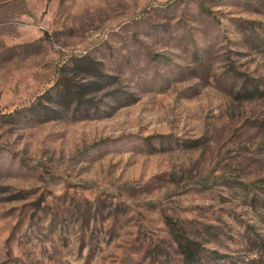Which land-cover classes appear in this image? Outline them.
<instances>
[{
    "label": "rangeland",
    "instance_id": "obj_1",
    "mask_svg": "<svg viewBox=\"0 0 264 264\" xmlns=\"http://www.w3.org/2000/svg\"><path fill=\"white\" fill-rule=\"evenodd\" d=\"M0 264H264V0H0Z\"/></svg>",
    "mask_w": 264,
    "mask_h": 264
}]
</instances>
